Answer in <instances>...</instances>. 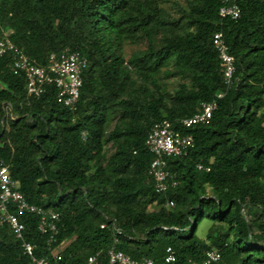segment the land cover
Listing matches in <instances>:
<instances>
[{"label":"trees","instance_id":"1","mask_svg":"<svg viewBox=\"0 0 264 264\" xmlns=\"http://www.w3.org/2000/svg\"><path fill=\"white\" fill-rule=\"evenodd\" d=\"M163 1L0 0V39L10 30L16 48L42 65L64 49L87 60L70 110L52 83L28 97L11 54L0 57V157L29 202L60 213L59 260L38 218L20 215L24 240L50 264H86L112 246L155 264L201 263L210 248L221 251L212 264H264V0H239L240 16L224 20L220 0H185L175 12ZM216 30L235 57L230 87ZM211 100L208 122L180 125ZM163 119L194 143L166 158L176 185L158 193L145 141ZM167 247L174 262H165ZM0 264H31L8 225L0 226Z\"/></svg>","mask_w":264,"mask_h":264},{"label":"built area","instance_id":"2","mask_svg":"<svg viewBox=\"0 0 264 264\" xmlns=\"http://www.w3.org/2000/svg\"><path fill=\"white\" fill-rule=\"evenodd\" d=\"M218 15L221 20L237 19L240 16L239 0H220ZM10 30L4 32L0 39V57L11 54V70L18 74L24 73L26 77V94L28 97H39L45 90L47 84H54L57 92V100L68 107L76 110L80 97V89L83 85V71L87 67V60L78 52L64 49L58 53L52 52L49 55L46 65L37 63L27 56L20 49H17L11 41ZM212 44L219 58L223 82L230 87L235 80L236 64L235 57L231 54L229 47L223 37L222 30H216L212 36ZM217 108L216 100L202 102L198 111L191 116L181 119L180 125L183 128H191L200 123H206ZM87 131H83L85 137ZM146 146L153 154L150 163L149 174L154 181L155 191L163 193L170 185H176L174 175L168 168L166 158L172 155H186L188 149L194 143L191 133H182L173 127L168 119L156 122L150 129ZM198 169L209 170L202 164H197ZM174 201L167 202L173 206ZM31 214L38 218L37 229L48 235L50 253L59 260V250L52 249L56 241L59 228L60 213L53 208H46L29 202L19 190V182L15 180L8 169V165L0 157V226L8 225L15 237L21 241V247L30 258L31 264H50L48 254H36L35 245L24 240L25 225L20 215ZM103 258L106 262L103 263ZM221 258V251L218 248H210L205 253L201 263L212 264ZM165 262L170 263L176 260L175 251L167 247ZM86 264H155L151 258L134 259L114 246L106 251L97 250L91 253Z\"/></svg>","mask_w":264,"mask_h":264},{"label":"rangeland","instance_id":"3","mask_svg":"<svg viewBox=\"0 0 264 264\" xmlns=\"http://www.w3.org/2000/svg\"><path fill=\"white\" fill-rule=\"evenodd\" d=\"M185 0H164L163 5L169 9L170 12H175L173 6L176 3L184 4ZM145 44L144 42H135V43H128L125 46L126 54L129 55L133 50L142 49L144 48ZM209 221L207 220L203 225L201 226L198 234L201 236H204L208 227Z\"/></svg>","mask_w":264,"mask_h":264}]
</instances>
